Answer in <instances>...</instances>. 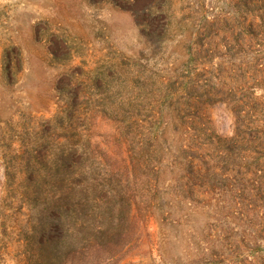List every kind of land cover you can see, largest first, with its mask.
Listing matches in <instances>:
<instances>
[{
  "label": "rangeland",
  "instance_id": "1",
  "mask_svg": "<svg viewBox=\"0 0 264 264\" xmlns=\"http://www.w3.org/2000/svg\"><path fill=\"white\" fill-rule=\"evenodd\" d=\"M129 148L146 227L106 264H264V0H0V264Z\"/></svg>",
  "mask_w": 264,
  "mask_h": 264
},
{
  "label": "trees",
  "instance_id": "2",
  "mask_svg": "<svg viewBox=\"0 0 264 264\" xmlns=\"http://www.w3.org/2000/svg\"><path fill=\"white\" fill-rule=\"evenodd\" d=\"M123 160L127 172L124 183L86 176L83 184V174L88 171L74 169L76 162L71 165L69 182L61 195L41 208L42 218L34 228L40 227L42 235L28 238L34 243L31 264H49L63 258L72 264H106L119 261L127 253L138 239L141 226L146 227V220L139 219L140 205L131 189L130 177L137 166L131 148ZM107 175L111 177V171ZM35 191L42 194V190ZM53 226L62 232L57 234Z\"/></svg>",
  "mask_w": 264,
  "mask_h": 264
}]
</instances>
